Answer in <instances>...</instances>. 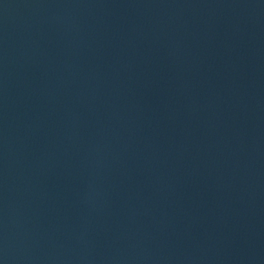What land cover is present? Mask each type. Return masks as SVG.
Returning <instances> with one entry per match:
<instances>
[{"label": "water", "instance_id": "1", "mask_svg": "<svg viewBox=\"0 0 264 264\" xmlns=\"http://www.w3.org/2000/svg\"><path fill=\"white\" fill-rule=\"evenodd\" d=\"M0 264H264V0H0Z\"/></svg>", "mask_w": 264, "mask_h": 264}]
</instances>
